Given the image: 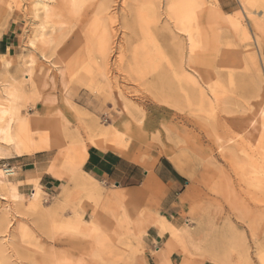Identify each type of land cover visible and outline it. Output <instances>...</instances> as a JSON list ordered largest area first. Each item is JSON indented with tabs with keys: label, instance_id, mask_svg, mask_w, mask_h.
Wrapping results in <instances>:
<instances>
[{
	"label": "rangeland",
	"instance_id": "obj_1",
	"mask_svg": "<svg viewBox=\"0 0 264 264\" xmlns=\"http://www.w3.org/2000/svg\"><path fill=\"white\" fill-rule=\"evenodd\" d=\"M32 1L0 0V107L4 86L23 83L14 126L30 146L18 156L0 142V171L24 204L0 192V264H264V0H84L78 15L59 0L50 22ZM43 24L47 45L35 38ZM106 32L115 47L103 58ZM109 129L143 170L166 158L184 190L90 177L91 150L120 155L98 148ZM39 174L41 206L24 211ZM151 217L176 226L175 238Z\"/></svg>",
	"mask_w": 264,
	"mask_h": 264
},
{
	"label": "bare ground",
	"instance_id": "obj_2",
	"mask_svg": "<svg viewBox=\"0 0 264 264\" xmlns=\"http://www.w3.org/2000/svg\"><path fill=\"white\" fill-rule=\"evenodd\" d=\"M56 1H59V0H33L32 2H30L28 4V7L30 9L31 14L35 18H39L41 16L44 19V21L50 22L51 21V15L53 14L52 17L56 16V15H54V12H55L57 6H59V4H60V1H59L58 5L57 6L55 5L56 7L53 8L54 6L52 7V5L55 4ZM61 2L64 3L65 6H67L70 3L69 5H70V8L72 9L71 12L73 11L72 13L74 15H78L80 13L82 7H83L84 0H66V3L63 2V0H62ZM28 7H27V10H29ZM52 8H53V13L50 14L52 11ZM55 13L57 14V11ZM49 15H50V20L48 18ZM169 16L171 17V20L174 22V24L176 26V30H178V32H183V33L185 32L186 33L187 29L185 28V26H186L185 23H188V16L185 15L184 16L185 18H182L183 8H180L179 3L178 4H174V3L171 4V6L169 7ZM45 24L47 25V23H45ZM45 24L40 26L41 30L38 31V33L35 37L36 40L40 41V44L43 43L42 45H44V43H45V42H43V40H45V39L47 40L46 37L49 35V34L47 35L48 30L46 31L47 33L45 32V28H46ZM107 32L104 34V36L101 38V40L99 42V48H100L99 51H100V55L103 58L107 57L110 50L115 47L114 41L112 38L113 36H111V35L109 36L110 33H107ZM52 33H54V30H52ZM174 35H176V34H174ZM194 40H195L194 39V33H190L189 39H188L189 44H188V57L187 58H188L189 67L192 68L196 73H198L199 70L197 71V69L195 68L197 60L195 58L196 45H195ZM48 43L50 44V42H48ZM32 45H34V42H32ZM45 45H47V41H46ZM44 56H45V54H44ZM9 65H10L9 62L6 61L5 67H8ZM33 71H34V69H32V68L28 69L27 72L29 74L26 75V77H28V78H29V76L31 77V74H33ZM42 76H44V75H41V77ZM186 81H188V83H194L195 85H197V83L194 82L193 79L192 80L188 79ZM205 83L207 84V82H205ZM3 94H4V97L6 99V103L2 104L0 107V142L9 148H12L17 153L18 156H21L24 153L30 151V149H29L30 146L28 145L29 144V137L24 132L16 129L14 125H15V123H17L21 119L20 114H19L18 103L21 100V98L25 97L26 89H25V86L23 85V83H19V82L14 81V82H11L9 85L4 86ZM197 95H198L197 97L200 99V103L204 104V103H206V101H208L207 95L202 89L198 90ZM128 128L129 127H127V130H128ZM120 134H121V132L118 133L117 130L115 131L112 129L97 131L96 136L99 138V140L102 143L100 146H98V148H104V149L112 150L114 152H118L122 157L129 159L128 150L126 151V148L128 147V145H123V141H124L123 138H121L122 139L121 142L118 141V139L120 138ZM56 166H58V165H56ZM51 168L49 169V171H51ZM54 169L52 171H54ZM52 171H51V174H52ZM69 172L71 173L72 170H69ZM54 173L55 172H53V175H55ZM61 174L64 175V172H61ZM61 174H58V176L59 175L61 176ZM5 176L6 175H4V173H2L0 171L1 199L7 201V197H9V199L14 203L13 206H15L17 204V207L20 206L23 209V205H24L23 204V196L18 192V190L16 189V187L13 184H10L4 180ZM39 178H40V174L29 176V180L31 183L30 188H29L30 192H31V197H30V202L28 203V205L26 206V209H24V211H28V212L37 211V210H39V208L41 206L40 205L41 189H40L39 185L35 184L37 182V180H39ZM117 194L118 193H116L115 195H117ZM18 211H20V210H18ZM22 211H20L19 213H21ZM150 221H152V223L154 225L159 226L161 234L169 233L174 238L177 235L178 228L176 226H173L171 223L167 222V220L165 218L151 217ZM98 241H99V239L97 240V242Z\"/></svg>",
	"mask_w": 264,
	"mask_h": 264
},
{
	"label": "crops",
	"instance_id": "obj_3",
	"mask_svg": "<svg viewBox=\"0 0 264 264\" xmlns=\"http://www.w3.org/2000/svg\"><path fill=\"white\" fill-rule=\"evenodd\" d=\"M85 166L95 181L115 185L116 190L141 188L151 177L166 188L167 195H178L184 190L183 176L166 158L160 159L152 171H146L116 153L91 150Z\"/></svg>",
	"mask_w": 264,
	"mask_h": 264
},
{
	"label": "trees",
	"instance_id": "obj_4",
	"mask_svg": "<svg viewBox=\"0 0 264 264\" xmlns=\"http://www.w3.org/2000/svg\"><path fill=\"white\" fill-rule=\"evenodd\" d=\"M184 181V180H183Z\"/></svg>",
	"mask_w": 264,
	"mask_h": 264
}]
</instances>
